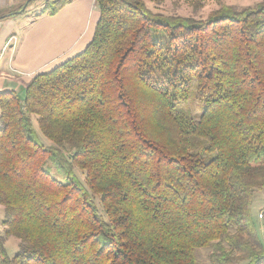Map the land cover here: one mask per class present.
Instances as JSON below:
<instances>
[{"label": "trees", "instance_id": "trees-1", "mask_svg": "<svg viewBox=\"0 0 264 264\" xmlns=\"http://www.w3.org/2000/svg\"><path fill=\"white\" fill-rule=\"evenodd\" d=\"M95 3L81 52L0 92L2 224L20 241L9 257L0 239V263L196 264L207 247L210 264H264L250 213L264 188V1L205 18ZM192 87L194 117L179 107Z\"/></svg>", "mask_w": 264, "mask_h": 264}, {"label": "crops", "instance_id": "crops-1", "mask_svg": "<svg viewBox=\"0 0 264 264\" xmlns=\"http://www.w3.org/2000/svg\"><path fill=\"white\" fill-rule=\"evenodd\" d=\"M39 2L0 0V92L22 94L33 76L81 52L95 34V0H71L53 15Z\"/></svg>", "mask_w": 264, "mask_h": 264}, {"label": "rangeland", "instance_id": "rangeland-1", "mask_svg": "<svg viewBox=\"0 0 264 264\" xmlns=\"http://www.w3.org/2000/svg\"><path fill=\"white\" fill-rule=\"evenodd\" d=\"M262 1L264 0H143L145 6L153 12H160L166 15L185 16L192 18H205L211 12L217 10L223 5L235 6L237 8L246 6L253 7ZM39 3H41L42 7V5L44 4V0H40ZM39 3L33 4L32 10H36L40 6ZM196 95V90L194 87H192L188 97L179 104V107L182 108V113H190L189 115H191V117L197 116L200 113L202 109V102ZM32 120L35 131L40 141H42V143L45 145H50L51 142L47 138H45L39 131L35 116H32ZM193 144L195 147L190 151H193L196 148H200L202 142L200 139L194 138ZM212 155L213 154H204L202 156L207 161ZM75 173L79 176L81 180L83 179V174L78 172L77 169ZM53 174H55L54 171ZM56 176L58 177V175ZM251 200V217L258 230L259 236L264 241V228L262 226L261 218V213L264 209V188L254 190ZM3 217L4 207L0 204V239L4 244L7 255L9 257H12L17 252L20 241L16 236H13L12 234H5V227L2 224ZM209 251L210 249L207 247H196L194 249L196 264H210L208 259Z\"/></svg>", "mask_w": 264, "mask_h": 264}]
</instances>
